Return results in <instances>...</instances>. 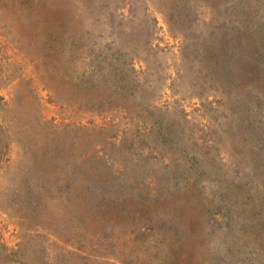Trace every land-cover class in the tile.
Here are the masks:
<instances>
[{"label":"rangeland","instance_id":"rangeland-1","mask_svg":"<svg viewBox=\"0 0 264 264\" xmlns=\"http://www.w3.org/2000/svg\"><path fill=\"white\" fill-rule=\"evenodd\" d=\"M0 264H264V0H0Z\"/></svg>","mask_w":264,"mask_h":264}]
</instances>
